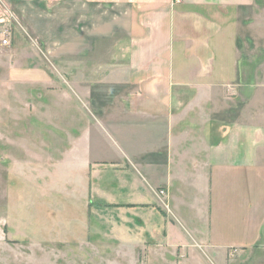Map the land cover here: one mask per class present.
Segmentation results:
<instances>
[{"label":"crops","instance_id":"0c3cea01","mask_svg":"<svg viewBox=\"0 0 264 264\" xmlns=\"http://www.w3.org/2000/svg\"><path fill=\"white\" fill-rule=\"evenodd\" d=\"M255 4L0 0V28L12 31L11 46H0V81L18 85L0 92V106L52 124L66 100L81 127L72 128L70 149L96 169L132 165L149 180V212L176 213L178 236L165 231V243L193 244L198 234L223 243L210 247L212 264L225 261L232 239L243 253L263 250L264 44L256 59L249 50L264 13ZM62 66L65 90L54 95Z\"/></svg>","mask_w":264,"mask_h":264},{"label":"rangeland","instance_id":"374dc122","mask_svg":"<svg viewBox=\"0 0 264 264\" xmlns=\"http://www.w3.org/2000/svg\"><path fill=\"white\" fill-rule=\"evenodd\" d=\"M255 3V11L264 13V0ZM254 36L256 45L251 43L249 52L256 59L262 55L264 24ZM57 69L59 90L54 95L65 90V68ZM17 86L0 81V92ZM58 103L64 109L52 124L50 117L43 121V116L26 114L13 103L18 115L10 116L0 106V264H212L210 247L223 243L201 234L193 244L165 243V231L170 238L178 236L176 213L156 208L149 212V180L132 165L122 160L123 173L105 165L96 169L85 163L89 159L81 148L70 149L72 128L81 127H73L68 102ZM110 148L118 151L113 143ZM92 188L102 194L91 196ZM149 217L157 237L149 235ZM164 222L171 227L166 229ZM194 227L205 233L203 223ZM238 242L226 241L225 261L217 256L216 264H264L262 247L243 253Z\"/></svg>","mask_w":264,"mask_h":264},{"label":"built area","instance_id":"2783aa9c","mask_svg":"<svg viewBox=\"0 0 264 264\" xmlns=\"http://www.w3.org/2000/svg\"><path fill=\"white\" fill-rule=\"evenodd\" d=\"M11 35H12V31L9 27L0 28V46L1 47L8 48L11 46V41H10ZM160 194H163V193L160 192Z\"/></svg>","mask_w":264,"mask_h":264}]
</instances>
